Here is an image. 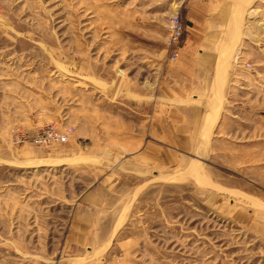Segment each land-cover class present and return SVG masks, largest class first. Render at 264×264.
I'll return each mask as SVG.
<instances>
[{
  "label": "rangeland",
  "instance_id": "374dc122",
  "mask_svg": "<svg viewBox=\"0 0 264 264\" xmlns=\"http://www.w3.org/2000/svg\"><path fill=\"white\" fill-rule=\"evenodd\" d=\"M0 264H264V0H0Z\"/></svg>",
  "mask_w": 264,
  "mask_h": 264
},
{
  "label": "crops",
  "instance_id": "0c3cea01",
  "mask_svg": "<svg viewBox=\"0 0 264 264\" xmlns=\"http://www.w3.org/2000/svg\"><path fill=\"white\" fill-rule=\"evenodd\" d=\"M187 44L188 43L186 41L183 45L178 47V49L176 50L177 58L175 60L177 61L181 57L179 61L183 62L182 64H180L179 62L177 69L178 76H180V95L178 96V99L180 100V106L183 104V106L178 108V110L176 111V113L180 114V147L189 144L186 142V140H188V138H191V135L187 132H191L194 130L199 116V110L195 106H188V99L190 97H193L194 88L193 85H191L192 79L190 72L187 71V68H183V66H185L184 63L188 61L186 56L189 54V52L194 50L195 46L192 42L191 44L189 43V45ZM182 56L184 57L182 58ZM180 65H182V67Z\"/></svg>",
  "mask_w": 264,
  "mask_h": 264
},
{
  "label": "built area",
  "instance_id": "2783aa9c",
  "mask_svg": "<svg viewBox=\"0 0 264 264\" xmlns=\"http://www.w3.org/2000/svg\"><path fill=\"white\" fill-rule=\"evenodd\" d=\"M171 34L170 39L175 46H179L181 44L184 36L185 28L183 23L178 17H173L171 19ZM176 59V57H175ZM72 132L68 131L65 133H61L53 126H47L43 130H41L35 138H33L32 143L36 146H50L54 144H67L72 137Z\"/></svg>",
  "mask_w": 264,
  "mask_h": 264
},
{
  "label": "bare ground",
  "instance_id": "6f19581e",
  "mask_svg": "<svg viewBox=\"0 0 264 264\" xmlns=\"http://www.w3.org/2000/svg\"><path fill=\"white\" fill-rule=\"evenodd\" d=\"M217 110H218V109H217ZM218 111H219V110H218ZM210 114H211V113H210ZM210 116H211V115H210ZM213 116H214V115H213ZM215 117H216V116H215ZM213 119H214V118H213ZM215 119H216V118H215ZM212 123H214V120L212 121ZM66 161L68 162V161H70V160L67 159ZM63 162H64V161H60V162H58V164H62ZM67 162H66V163H67ZM71 162H72V161H71ZM165 178H166V177H165ZM171 178H172V176H171ZM171 178H170V177H167L166 179L170 180ZM173 178H174V177H173ZM173 178H172V179H173Z\"/></svg>",
  "mask_w": 264,
  "mask_h": 264
},
{
  "label": "trees",
  "instance_id": "16d2710c",
  "mask_svg": "<svg viewBox=\"0 0 264 264\" xmlns=\"http://www.w3.org/2000/svg\"><path fill=\"white\" fill-rule=\"evenodd\" d=\"M185 37V31H184V36H183V38Z\"/></svg>",
  "mask_w": 264,
  "mask_h": 264
}]
</instances>
